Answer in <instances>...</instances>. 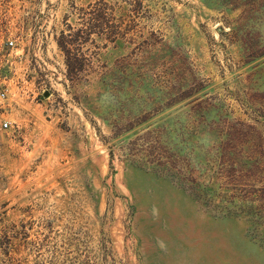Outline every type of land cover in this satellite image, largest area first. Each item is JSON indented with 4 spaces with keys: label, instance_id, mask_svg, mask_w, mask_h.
<instances>
[{
    "label": "rangeland",
    "instance_id": "1",
    "mask_svg": "<svg viewBox=\"0 0 264 264\" xmlns=\"http://www.w3.org/2000/svg\"><path fill=\"white\" fill-rule=\"evenodd\" d=\"M0 92V264H264V0H0Z\"/></svg>",
    "mask_w": 264,
    "mask_h": 264
},
{
    "label": "built area",
    "instance_id": "2",
    "mask_svg": "<svg viewBox=\"0 0 264 264\" xmlns=\"http://www.w3.org/2000/svg\"><path fill=\"white\" fill-rule=\"evenodd\" d=\"M6 46L9 48H12L14 46V42L13 41H7L6 42ZM7 101V95L5 92H0V108H3L5 103ZM9 125V123H5L4 127L7 128Z\"/></svg>",
    "mask_w": 264,
    "mask_h": 264
},
{
    "label": "trees",
    "instance_id": "3",
    "mask_svg": "<svg viewBox=\"0 0 264 264\" xmlns=\"http://www.w3.org/2000/svg\"><path fill=\"white\" fill-rule=\"evenodd\" d=\"M67 55H68V52H67Z\"/></svg>",
    "mask_w": 264,
    "mask_h": 264
}]
</instances>
